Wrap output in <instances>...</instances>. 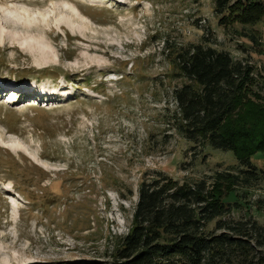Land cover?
<instances>
[{
  "label": "rangeland",
  "instance_id": "1",
  "mask_svg": "<svg viewBox=\"0 0 264 264\" xmlns=\"http://www.w3.org/2000/svg\"><path fill=\"white\" fill-rule=\"evenodd\" d=\"M124 1L0 0V264H106L142 179L238 169L230 151L177 132L172 91L187 81L174 56L229 53L264 104V17L223 27L213 0ZM51 87L65 97H41ZM251 162L262 180L223 190L237 205L221 219L264 226V153Z\"/></svg>",
  "mask_w": 264,
  "mask_h": 264
},
{
  "label": "trees",
  "instance_id": "2",
  "mask_svg": "<svg viewBox=\"0 0 264 264\" xmlns=\"http://www.w3.org/2000/svg\"><path fill=\"white\" fill-rule=\"evenodd\" d=\"M213 4L223 27L264 17V0ZM173 63L187 81L172 91L177 132L197 148L230 151L238 169L183 183L160 171L142 179L131 227L106 264H264V226L221 219L237 205L223 201V190L262 180L251 162L264 153V104L249 99L252 68L201 44L181 48Z\"/></svg>",
  "mask_w": 264,
  "mask_h": 264
},
{
  "label": "bare ground",
  "instance_id": "3",
  "mask_svg": "<svg viewBox=\"0 0 264 264\" xmlns=\"http://www.w3.org/2000/svg\"><path fill=\"white\" fill-rule=\"evenodd\" d=\"M116 1H118V2H120V3H124V4H127L124 0H116ZM67 5H68V9H69V11L72 13V16L75 18V19H77V20H81V15H80V13H78V11H77V9L75 8V7H73V6H70L69 5V2H66V1H64ZM118 4V3H117ZM122 5V4H121ZM66 6V5H65ZM4 90V89H3ZM1 91V92H4V91ZM35 90V89H34ZM41 94H45L44 93V89H42V91H41ZM53 98V97H52ZM41 103V102H40ZM7 190V189H6ZM10 205H11V203H9ZM12 207L13 208H15V206H13L12 205Z\"/></svg>",
  "mask_w": 264,
  "mask_h": 264
}]
</instances>
